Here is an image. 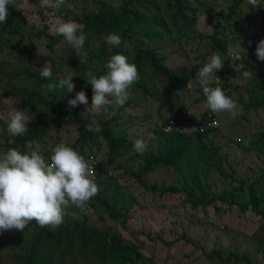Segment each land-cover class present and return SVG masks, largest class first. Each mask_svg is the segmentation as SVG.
Wrapping results in <instances>:
<instances>
[{"label": "rangeland", "instance_id": "obj_1", "mask_svg": "<svg viewBox=\"0 0 264 264\" xmlns=\"http://www.w3.org/2000/svg\"><path fill=\"white\" fill-rule=\"evenodd\" d=\"M127 1L65 0L59 7L42 8L40 0H28L27 4L24 0H14L12 5L20 15L10 24L17 34L14 33L15 38L12 39H9V36L13 37L11 35L0 38V121L7 125L10 111L18 109L28 116V129H31L47 112L74 114L81 105L69 111L67 102L75 97L76 92L84 90L88 98H92V89L91 93L85 90L84 73L92 71L97 75L103 71L105 59L97 55L103 44L106 48L111 47L106 42L108 34L86 41L78 54L63 37L60 41V35L49 31L50 24L56 17L79 21L84 13L100 10L120 13ZM168 1L131 2L147 23L135 27L130 34L133 43L128 47L129 62L132 63L131 54L137 44L165 57L164 64L171 69L202 67L213 54L211 41L206 37L213 34L216 21L209 24L201 14V19L192 29L179 30L178 26L171 24L173 9ZM234 1L216 0L209 15L228 14ZM152 2L156 4L152 5ZM260 5L261 8L256 9L247 0H242L237 14L227 23L230 27L227 31L229 45L242 43L245 70L251 72V77L244 79L236 74L231 61L221 52L225 63L223 69L216 73L220 80H212L217 86L226 83L228 97L237 103L241 114L236 118L227 112L219 114V127L209 136L197 137L192 143L193 152L205 162L199 175L208 194L205 200H216L209 206L193 208L188 201L189 193L200 197L193 186H189V192L177 194L146 189L130 176V173L138 171L141 163L133 156H127L119 161L122 168L110 165L109 149L103 139L92 143L93 153L97 163L100 162V168L108 171L104 179L111 185H105V181L98 185V195L87 205L92 209L90 213L70 206L63 222L86 220L96 230H107L117 235L125 245L137 247L144 256V260L137 264H249L247 259L239 262L229 260L231 254L241 258L249 256L250 264H264V218L258 216L251 206V196L254 195L263 199L261 207L264 209V61L255 54L257 44L264 40V0H260ZM19 41H22L21 48H14ZM84 56L86 63L80 64L79 59ZM45 63L52 70L51 81L40 76L39 69ZM146 68V84L151 95L145 96L137 91L134 97L131 87L126 102L132 100L131 108L125 105L121 124L114 131L118 137L127 135L129 142L143 139L154 146V131L162 122L180 114L200 121L209 109L197 78L191 81L190 88L188 83L181 85L173 96L167 80L153 74L149 60L143 63V70ZM67 73L74 77L76 87L72 93L60 89L52 92L41 87L42 84L58 82ZM169 99L175 103L173 108L168 105ZM110 117L108 110L90 115L98 121ZM78 134L74 124L64 121L49 135L30 145L38 151H43V148L51 150L59 142L72 145ZM5 137L6 134L0 132V145L5 143ZM85 152L88 154L89 148ZM215 161L220 163L222 170L215 167ZM221 171L228 176H223ZM176 178L172 168H165L146 177L145 183L150 187L170 186ZM100 202L109 208L114 204L113 213ZM246 205L248 210L242 207ZM34 225H37L35 221L30 222L24 232L13 229L0 233V264H15L26 257L30 252V233ZM55 264L110 263L80 259L57 261Z\"/></svg>", "mask_w": 264, "mask_h": 264}, {"label": "trees", "instance_id": "obj_2", "mask_svg": "<svg viewBox=\"0 0 264 264\" xmlns=\"http://www.w3.org/2000/svg\"><path fill=\"white\" fill-rule=\"evenodd\" d=\"M132 1L133 0H128L125 5L122 6L120 13L100 10L97 13H84L79 21L76 19H74V21L82 25L81 32L87 36L86 41L90 42L98 37L114 33L118 34L123 42L130 45L133 43L130 39L132 30L135 27H140L142 24L147 23L142 13L131 6ZM215 1L216 0H169L168 4L170 8L173 9L171 24L174 27L178 26L179 30H190L201 19V14L207 18L209 24H211L212 20L216 21L213 34L206 38L211 41L212 53L220 51L227 55V47L229 46L227 31H229L230 28L227 23L237 14V10H239L242 0H235L230 7L228 14L223 15L222 13H217V15H209L212 4ZM155 4L156 3L152 2V5ZM8 7L10 15L4 25L0 26V33H4L1 34L0 38H4V35H11L13 37L9 36V39H12L15 38L14 33L17 34V30L12 27L11 24L12 21L20 15V12L17 11L15 5L11 4ZM217 17L218 19H216ZM221 20L225 23L223 24ZM8 22L9 24L7 25ZM149 23L150 22L148 21V24ZM22 38L23 36L20 37L21 40ZM60 39L62 40V36H60L58 40ZM21 46L22 41H19L14 48L19 49ZM118 53L125 54L128 57L130 56L128 48L125 49L123 46L120 48L113 46L106 48V45L103 44L101 52L97 57L104 58L105 62H107L111 55ZM131 57L132 63L137 66L139 71V82L132 86L134 97L136 94L135 92L137 91L145 96L151 95L146 84L147 68L143 70V63L146 60H149L155 76L159 74L162 78L167 80V84L173 96L178 93L181 85L196 79V73L201 68L195 67L194 69L189 70L188 67L182 66L176 69H171L164 64L165 57H161L154 50H145L137 44ZM249 66L251 67V65ZM257 67L261 68L262 66L258 65ZM103 74H106L105 68L101 73L97 74V77ZM225 85L226 83L224 82L218 87H221L225 94L229 96ZM209 86L217 87L216 81H212ZM85 90L91 93V86L87 83L85 84ZM92 95L93 93H91V96ZM91 99L92 98H88L89 107L91 106ZM168 102L169 107L173 108L175 105L173 100L169 99ZM131 104L132 100H130V103H125L128 108H131ZM125 105L123 107H115L114 109L113 107H109L108 111L111 117L103 121H98L90 117L87 121L82 120L80 113L85 111L84 105L78 107L74 114L67 112H60L58 114L47 112L41 116L39 122L20 136L10 135L7 132V125L0 121V132L6 134L5 143L0 145V154L5 153L9 148H17L22 153L38 151L33 148L34 145H30V143L40 141L45 136L49 135L52 129L60 127L64 121H68L78 128L79 134L72 145H70V143H66V145L72 147L85 157L86 160L90 161L91 158H94L97 163V157L93 153L94 147L92 143L104 139L109 149L107 156L110 165L122 168L119 161L127 156H133L141 163L139 164L140 168L138 171L130 173V176L138 180L144 187H146V189L160 193L170 192L172 194H177L181 191L183 193L189 192L188 189L193 186L195 190H198L200 193V197H196L193 192L189 193L188 201L193 204V208L205 207L213 203L216 200L214 198L210 201L207 199L205 200L208 194L205 193L199 177L205 162L193 152L192 143L197 137L206 134L209 136L217 128L208 129L202 134H187L175 131L172 133L164 132V127L173 121L179 122L182 125L185 123L196 124L198 126L205 125L208 121H212L215 118V115L211 110L209 109L200 121H194L191 118L187 119V117L182 114L177 118H168L155 129V139L153 140L154 146L148 144L147 151L141 156L134 153V142H129L127 135H121L120 137L115 135L114 130L121 124ZM92 121L96 122V124L93 125L95 130L88 131L85 124L91 123ZM60 140L61 139H59V141ZM86 148H89L90 152L88 154L85 152ZM52 149L43 148V151L38 152L50 161ZM99 164L100 162L96 164V173L94 177V181L97 185H101L106 180L104 179V176L106 177L108 172L104 168H100L101 165L99 166ZM214 165L218 170H222L220 163H216L215 161ZM165 168H172L174 170L177 177L174 184L161 187H157L156 185L150 187L146 185V177L159 170L162 171ZM221 174L223 176H228L222 171ZM104 184L107 186L111 185V183L106 181ZM262 200L263 199H258L254 195L251 196L252 210L258 216L264 218V209L261 207ZM100 204H103L104 207L113 213L114 204H112L110 208L106 203L100 202ZM242 207L248 210L247 205ZM30 238V252L26 257L20 259L15 264H55L57 261L68 262L80 259L94 260L110 264H137L139 261L144 260V256L140 253L137 247L133 245H125L117 235L107 230H96L93 226L89 225L86 220L83 222L66 220L56 228H40L38 225H34L30 233ZM245 259H247L250 264L251 259L247 255H244V257L241 258L236 254H231L229 258V260H235V262Z\"/></svg>", "mask_w": 264, "mask_h": 264}, {"label": "clouds", "instance_id": "obj_3", "mask_svg": "<svg viewBox=\"0 0 264 264\" xmlns=\"http://www.w3.org/2000/svg\"><path fill=\"white\" fill-rule=\"evenodd\" d=\"M14 0H0V24L6 22L9 12L8 6ZM27 4L28 0H24ZM65 0H40L42 8L59 7ZM253 8H261L260 0H247ZM82 25L74 20L65 21L56 18L50 24L49 31L63 37L72 48L79 51L84 48L87 36L81 32ZM106 42L116 48L127 49L129 45L122 41L118 34L109 33ZM244 49L239 41L227 47V57L236 74L244 79L251 77V72L245 70ZM245 50V49H244ZM260 61H264V40L259 41L255 52ZM80 64L86 63V56L79 59ZM237 61L239 63L237 64ZM225 60L220 51L214 52L207 62L196 73L200 91L206 98V105L214 115L227 112L232 118L241 114L237 103L228 97L221 87H210L213 78L220 80L216 73L222 70ZM106 74L97 75L86 71L84 78L91 86L93 95L91 106L86 92H76L75 97L69 99L68 110L84 105L85 111L80 113L81 119L87 121L92 113L107 111L109 107H123L129 99V89L139 82V71L134 63L129 62L127 55L118 53L111 55L105 63ZM40 76L51 81L53 73L47 63L39 69ZM71 73L59 79L58 82L42 84L41 87L55 92L57 89L72 93L75 90ZM191 82H188V88ZM215 123V122H214ZM29 119L25 113L13 109L9 113L7 132L12 136H20L28 131ZM96 122L85 124L88 131L95 130ZM173 130V127L164 129ZM197 130L186 128L179 131ZM202 131V129H199ZM148 144L143 139L134 141L133 151L143 155ZM95 168L72 147L63 142L57 143L52 149L50 161L38 151L22 153L17 148H9L0 154V233L9 230L24 232L30 222L35 221L38 227L56 228L63 223L66 210L70 206L80 208L90 213L88 202L98 195L99 187L92 179Z\"/></svg>", "mask_w": 264, "mask_h": 264}, {"label": "built area", "instance_id": "obj_4", "mask_svg": "<svg viewBox=\"0 0 264 264\" xmlns=\"http://www.w3.org/2000/svg\"><path fill=\"white\" fill-rule=\"evenodd\" d=\"M211 116V115H210ZM215 122V123H214ZM220 125V121L218 120L217 118V115H215V118L212 120V121H208L205 125H196V124H190V123H185L184 125H182L181 123L179 122H171L170 124L166 125L164 127V129L166 128H169L170 126L173 127V130L171 131H165L166 133H172V132H180V133H187V134H202L204 132H206L208 129H212V128H218ZM186 128H195L197 130H189V131H179V130H183V129H186ZM199 129H202V131H199ZM90 163L92 164L93 168H95V173H96V160L94 159H90ZM94 173V175H95ZM93 175V176H94Z\"/></svg>", "mask_w": 264, "mask_h": 264}]
</instances>
